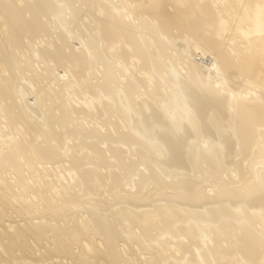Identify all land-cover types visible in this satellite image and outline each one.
<instances>
[{"label": "bare ground", "instance_id": "bare-ground-1", "mask_svg": "<svg viewBox=\"0 0 264 264\" xmlns=\"http://www.w3.org/2000/svg\"><path fill=\"white\" fill-rule=\"evenodd\" d=\"M0 264H264V0H0Z\"/></svg>", "mask_w": 264, "mask_h": 264}, {"label": "rangeland", "instance_id": "rangeland-1", "mask_svg": "<svg viewBox=\"0 0 264 264\" xmlns=\"http://www.w3.org/2000/svg\"><path fill=\"white\" fill-rule=\"evenodd\" d=\"M197 59V58H196Z\"/></svg>", "mask_w": 264, "mask_h": 264}]
</instances>
